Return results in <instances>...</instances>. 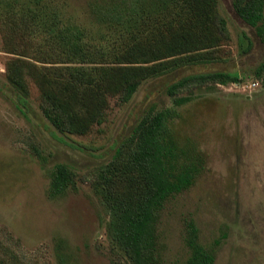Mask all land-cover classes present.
Masks as SVG:
<instances>
[{
  "label": "rangeland",
  "instance_id": "1",
  "mask_svg": "<svg viewBox=\"0 0 264 264\" xmlns=\"http://www.w3.org/2000/svg\"><path fill=\"white\" fill-rule=\"evenodd\" d=\"M91 1L0 0V81L23 68L36 109L34 120L27 119L0 90V264H59L60 238L68 242L72 264H133L110 233L104 200L134 201L146 192L148 179L132 160V135L182 96L189 101L170 126L182 156L197 161L200 173L162 211L160 257L165 264L188 259L192 221L214 264H264V73H255L264 62V42L256 28L234 0H172L127 33L98 22ZM55 21L85 34V62L48 34ZM197 56L205 60L192 63ZM68 65L96 71L70 99L71 114L87 124L86 132L60 139L45 116L44 89L65 85L67 72L58 68ZM124 66L145 68L125 101L122 78L111 77L113 67ZM216 71L239 80L194 82L169 94L186 75ZM60 164L72 171L74 185L54 196L52 172Z\"/></svg>",
  "mask_w": 264,
  "mask_h": 264
},
{
  "label": "trees",
  "instance_id": "2",
  "mask_svg": "<svg viewBox=\"0 0 264 264\" xmlns=\"http://www.w3.org/2000/svg\"><path fill=\"white\" fill-rule=\"evenodd\" d=\"M171 1L93 0L89 6L98 22L131 33L138 29L140 23L148 16L147 13L151 14L167 7ZM234 6L239 15L256 28L257 34L264 42V0H234ZM32 8V12L38 9ZM153 9L154 11L150 13ZM216 19L221 24L220 28L224 27L223 19L219 16ZM48 34L51 37H60L65 47L80 56L81 61L78 62H85V34L78 28L70 24L61 26L55 21L48 29ZM202 60H205L202 56L191 58L192 63ZM88 69L84 65L58 68L60 73L67 72L69 80L65 85L59 82L58 88L44 89V95L49 102V105L44 107L45 116L54 126L50 131L55 137L63 139L66 133H85L87 130V124L81 122L79 118L75 119L71 114L70 99L75 97L76 91L86 80L94 77L96 70L93 68L94 72H88ZM147 70L151 74L156 73L152 67H147ZM22 71L23 68H20L15 75H10L8 81H0V90L7 92L27 119L34 120L36 109L31 102L27 84L23 81L24 77L20 75ZM144 72L145 68L141 66H124L121 70L113 67L111 77L122 78L121 86L124 87L121 88V93L124 101L129 100L137 91ZM255 73L258 77L263 76L264 62L257 67ZM61 76L64 77L63 74ZM210 80L227 84L238 81L239 76L223 71L190 74L172 83L168 91L169 94L175 95L177 91L191 83ZM188 101L187 96L174 98L173 106L163 108L145 118L134 130L132 138L136 147L132 160L148 179L149 187L146 192L134 201L104 200L106 213L109 214L110 233L129 252L133 264H165L160 257L157 242L162 211L169 199L189 189L200 173L197 161L187 160L182 156L184 150L170 126L171 121L179 116L178 107ZM72 185H74L72 171L64 164L57 165L52 172V194L63 195ZM186 231L191 255L185 262L175 264H214V254L199 242L196 224L188 222ZM56 256L59 264H72L73 256L66 239H58Z\"/></svg>",
  "mask_w": 264,
  "mask_h": 264
}]
</instances>
